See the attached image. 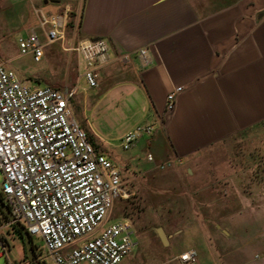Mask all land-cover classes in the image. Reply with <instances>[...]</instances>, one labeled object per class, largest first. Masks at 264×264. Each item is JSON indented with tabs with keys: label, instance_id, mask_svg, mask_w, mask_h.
Returning <instances> with one entry per match:
<instances>
[{
	"label": "crops",
	"instance_id": "obj_1",
	"mask_svg": "<svg viewBox=\"0 0 264 264\" xmlns=\"http://www.w3.org/2000/svg\"><path fill=\"white\" fill-rule=\"evenodd\" d=\"M63 5L70 7L67 27L75 28L78 42L102 38L108 43L95 88L81 75L84 65L77 53L84 93L104 90L97 104L105 96L107 107L122 103L129 118L125 132L139 123L153 127L126 153H118L121 174L144 179L146 187L140 191L147 193L164 170L158 165L173 160L165 169L185 168L194 184L195 203L205 205L208 201L200 197L214 186L210 172L236 173L240 164H209L204 155L241 133L261 128L264 136V0H62L57 10ZM141 48L148 53L146 64ZM178 85L184 90L174 111L166 113V94ZM74 86L77 92V83L63 88ZM257 139L264 145V137ZM211 214L196 209L190 217L196 222L176 229L177 238L188 244L174 257L194 249L201 264H235L205 258L208 252L217 255L212 232L203 223Z\"/></svg>",
	"mask_w": 264,
	"mask_h": 264
},
{
	"label": "built area",
	"instance_id": "obj_2",
	"mask_svg": "<svg viewBox=\"0 0 264 264\" xmlns=\"http://www.w3.org/2000/svg\"><path fill=\"white\" fill-rule=\"evenodd\" d=\"M70 7L55 13L39 11V30L32 28L18 38L21 54L34 61L44 56V45L63 42ZM84 65L88 87L98 86V66L106 62L108 43L102 38L80 40L73 48ZM144 64L146 48L139 49ZM182 85L165 97V112L176 107ZM76 86L28 85L13 68L0 61V193L15 220L21 222L35 244L37 260L52 264H118L137 245L127 218L107 224L116 199L131 197L119 168L89 142L70 104ZM153 127L139 123L120 137V146L130 149ZM147 159L153 161L151 153ZM160 163V169L173 164ZM0 224V256L6 251ZM180 264H197V252L178 255ZM6 264H14L9 261Z\"/></svg>",
	"mask_w": 264,
	"mask_h": 264
},
{
	"label": "rangeland",
	"instance_id": "obj_3",
	"mask_svg": "<svg viewBox=\"0 0 264 264\" xmlns=\"http://www.w3.org/2000/svg\"><path fill=\"white\" fill-rule=\"evenodd\" d=\"M58 2L62 0H48L46 4L43 0H0V61L15 69L28 85L63 88L77 83L71 110L86 132L98 135L99 138L95 136L96 150L116 165L118 153L128 151L120 146V137L129 125V118L122 103L119 108L107 107L105 96L104 102L97 104L99 95L105 94L104 90L86 89L84 93V81L78 78L82 66L77 51L73 49L78 42L75 28L66 27L63 42L44 45V56L39 61H34L29 53L19 52L18 38L26 36L32 28L39 30V11L53 14L57 11ZM81 93H84L82 97L78 96ZM262 134L261 128L238 134L233 139L213 145L204 155L203 159L209 164L230 161L240 164L236 173L228 171L224 176H216L214 171L210 172L214 186L208 196L200 197V200L209 202L205 205L195 203L194 184L188 180L185 168L160 170L157 180L160 183L153 182L147 193L140 191L146 187L144 179L139 176L125 177L120 172L134 193L127 199L114 201L109 221L105 224L127 218L132 224L137 245L118 264H179L174 256L187 248L188 243L181 236L177 238L174 232L196 222L190 219L196 209L213 212L212 219L203 223L212 232L217 255L211 257L208 252L206 259L227 260L235 264H264V153L260 150L264 145L261 139H257L264 137ZM1 181L0 171V184ZM3 223L5 221L0 224ZM158 228H162L167 237L171 234L170 243L161 241ZM1 232L7 246L3 256H0V264L9 261L28 264L23 239L15 228L4 226ZM32 239L34 244H41L39 239ZM197 263L201 264L198 258Z\"/></svg>",
	"mask_w": 264,
	"mask_h": 264
},
{
	"label": "water",
	"instance_id": "obj_4",
	"mask_svg": "<svg viewBox=\"0 0 264 264\" xmlns=\"http://www.w3.org/2000/svg\"><path fill=\"white\" fill-rule=\"evenodd\" d=\"M0 209L7 215V217L11 221H13V224L21 231L27 259L30 261L31 264H41L34 257L32 245H31V236H30L29 232L27 231V229L25 228V226L21 222L15 220L10 209L8 208V206L4 203V201L1 198H0ZM158 233H159V237H160L161 241L163 243H167L168 242L167 236L165 235L162 228H158ZM5 241H6V239H5Z\"/></svg>",
	"mask_w": 264,
	"mask_h": 264
},
{
	"label": "trees",
	"instance_id": "obj_5",
	"mask_svg": "<svg viewBox=\"0 0 264 264\" xmlns=\"http://www.w3.org/2000/svg\"><path fill=\"white\" fill-rule=\"evenodd\" d=\"M86 134H87V138H88V140H89V142L96 148L97 147V144H96V140H95V136L91 133V132H89V131H87L86 132ZM0 198L3 200V197H2V195H1V193H0ZM7 220H9V218L7 217V215L0 209V223H2V221H7ZM12 226L15 228V231H16V233L19 235V237L21 238V239H23V237H22V234H21V231L14 225V224H12ZM3 237H4V239H5V236L3 235ZM31 245H32V249H33V254H34V257H35V259H37V256H36V253H35V244L33 243V239L31 238ZM27 257V256H26ZM28 260V259H27ZM38 262H40L41 264H46L45 262H41V261H39V260H37ZM28 264H31L30 263V261L28 260Z\"/></svg>",
	"mask_w": 264,
	"mask_h": 264
}]
</instances>
